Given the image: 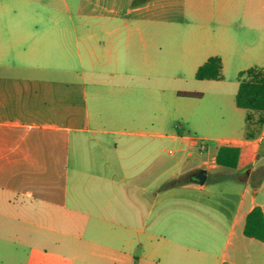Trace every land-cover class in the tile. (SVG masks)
<instances>
[{"label":"crops","instance_id":"crops-1","mask_svg":"<svg viewBox=\"0 0 264 264\" xmlns=\"http://www.w3.org/2000/svg\"><path fill=\"white\" fill-rule=\"evenodd\" d=\"M187 11L195 43L176 49L168 28L118 22V0H0V264H264V240L244 232L254 206L264 215L261 113L236 110V135L191 153L195 134L179 130L199 98L170 73L174 51L194 76L212 55L248 62L238 78L264 69V0ZM239 85L217 94L235 100ZM226 143L235 168L217 162ZM192 166L205 183L169 185Z\"/></svg>","mask_w":264,"mask_h":264},{"label":"rangeland","instance_id":"rangeland-1","mask_svg":"<svg viewBox=\"0 0 264 264\" xmlns=\"http://www.w3.org/2000/svg\"><path fill=\"white\" fill-rule=\"evenodd\" d=\"M191 0H118V10L120 12L118 22L123 24L128 21L131 25H139L140 27H165L171 30L170 40L173 48H179L183 41L194 45V30L198 27L195 18L187 11ZM174 8L173 15L169 20L155 19V22L145 19L151 11L157 12L160 7L169 6ZM117 23V21H116ZM84 19L76 18V26L83 27ZM41 26V24H40ZM167 40V37H166ZM241 52L243 48H240ZM175 50V49H174ZM206 50L198 59H201ZM193 56L188 55L186 60L181 62V54L174 51L172 54V63L170 65L171 75L173 76L172 86L178 87L182 91L200 92L202 97L197 101L195 106L189 107L188 110H198L197 115L188 117L187 125L183 126L186 133L198 135L200 137H218L224 135H236V129L239 127L242 118L236 110H244L236 105L233 97L219 95L217 91L231 90L233 86L238 84V76L236 70L248 62L242 61L241 58H233L226 62L222 69V76L213 79H197L193 73ZM190 101V100H189ZM201 111V112H200ZM200 112V113H199ZM182 120V119H179ZM214 145L217 141L212 142ZM206 158V157H205ZM195 166V165H194ZM192 167L185 169L184 174L179 177L181 182H189V176L194 172ZM264 170V167L258 168ZM244 170V169H242ZM230 172L236 176L234 170ZM260 172V171H259ZM261 173L253 176V180H258ZM174 180V179H173ZM172 181V180H171ZM170 181V182H171Z\"/></svg>","mask_w":264,"mask_h":264},{"label":"trees","instance_id":"trees-1","mask_svg":"<svg viewBox=\"0 0 264 264\" xmlns=\"http://www.w3.org/2000/svg\"><path fill=\"white\" fill-rule=\"evenodd\" d=\"M222 76V59L219 55L210 56L196 71L197 79H213ZM240 85L235 96L238 107L260 111L259 122H264V69L252 66L239 73ZM180 96L201 98L200 92L179 91ZM240 155V147L235 144H222L217 151V162L225 167L235 168ZM179 179L169 185L179 184ZM244 232L247 236L264 240V215L256 205L246 217Z\"/></svg>","mask_w":264,"mask_h":264},{"label":"built area","instance_id":"built-area-1","mask_svg":"<svg viewBox=\"0 0 264 264\" xmlns=\"http://www.w3.org/2000/svg\"><path fill=\"white\" fill-rule=\"evenodd\" d=\"M186 143L188 145L187 150H189L191 153H202L204 151H207L209 142L208 139L201 138L196 135H188L186 136ZM169 152L172 153L173 149H170Z\"/></svg>","mask_w":264,"mask_h":264},{"label":"water","instance_id":"water-1","mask_svg":"<svg viewBox=\"0 0 264 264\" xmlns=\"http://www.w3.org/2000/svg\"><path fill=\"white\" fill-rule=\"evenodd\" d=\"M207 175L206 169H198L190 175V178L200 184H203L206 182Z\"/></svg>","mask_w":264,"mask_h":264}]
</instances>
